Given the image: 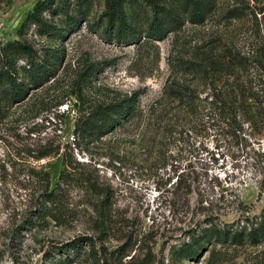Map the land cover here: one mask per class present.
Instances as JSON below:
<instances>
[{
    "label": "rangeland",
    "instance_id": "1",
    "mask_svg": "<svg viewBox=\"0 0 264 264\" xmlns=\"http://www.w3.org/2000/svg\"><path fill=\"white\" fill-rule=\"evenodd\" d=\"M190 1L0 0V56L9 42L38 63L57 53L47 83L10 104L0 98V264H43L54 246L83 237L96 256L83 240L85 254L69 264H264V244L180 250L205 219L234 229L264 214V127L206 116L210 90L237 75L264 89V0H205L202 23L186 14L163 40L109 34L119 18L142 33L155 9ZM40 2L50 32L27 22ZM133 93L127 119L114 110L76 127ZM105 119L115 125L96 127ZM43 206L58 220L29 224Z\"/></svg>",
    "mask_w": 264,
    "mask_h": 264
},
{
    "label": "trees",
    "instance_id": "2",
    "mask_svg": "<svg viewBox=\"0 0 264 264\" xmlns=\"http://www.w3.org/2000/svg\"><path fill=\"white\" fill-rule=\"evenodd\" d=\"M190 3V8L183 7L181 9L177 7L162 8L159 7L153 12V19L150 22L148 28L142 33L137 32L132 26L127 25L118 19V25L110 28L109 34L115 32V37L118 41H133L137 39L139 35L145 34L152 40H163L167 34L177 31L185 22V15L187 14L188 20L193 24H200L204 21L207 15L210 13L205 0H193ZM35 14L29 15L27 18L28 24L34 23L40 27L45 26L44 32H50L51 26L44 25L41 20L40 12L44 9H50L49 6L44 5L43 2L38 3ZM110 10L112 14H116L115 6L111 5ZM112 23V17L110 19ZM24 27V25H22ZM137 33V34H136ZM139 34V35H138ZM21 57V58H20ZM25 59V67L17 68L16 64L18 60ZM48 61L44 64L38 63L35 60V54L33 50L25 44L18 42H9L3 49V53L0 56V98L5 104H10L16 100H21L28 88H38L47 83L52 77L57 62V53L54 52L48 57ZM233 84V85H232ZM231 85H227L224 88L213 87L210 93L207 95L210 98V102L207 103L208 119H211L212 115H217L223 120V124L227 123L229 127L234 128L239 125V118L243 117V121L250 123L252 126L259 129L264 127V89L259 90L255 86L247 85L241 77L237 75L235 82ZM138 93H133L130 98L125 102V106L112 105L97 108L93 113L89 114L85 120L76 123V127L80 126L83 130L87 129L88 125L93 119L103 120L106 114L110 111H116V119H127L131 116L137 108ZM1 108V107H0ZM117 122V121H116ZM115 122L105 119L103 125H97L99 129L104 126L112 128ZM226 125V124H225ZM66 166V164H65ZM45 201L53 204V207L57 205L60 200L58 196L52 197L51 194H44ZM47 197V198H46ZM49 209V208H48ZM47 208L38 209L34 215V219L29 220V224H38L39 221L44 220L46 216H49L53 221H57L58 218L53 214L54 211L48 212ZM211 219H205V223L208 226L201 229L200 236L192 235V241L184 245L180 250L182 253L194 257L197 255V251L203 247V243H211V245L217 244H236L242 245L247 242L250 245L264 244V214L260 215L258 222L247 223V226L241 228L231 229L230 227H220L210 221ZM87 243V247L91 249V255L96 256L94 243L90 237H83L73 240L69 243L61 246H54L53 253L50 256H46L43 264H54L58 261H54L55 256L59 257L61 264H69L74 262L81 254H85L82 250L80 243L82 241ZM94 251V252H93ZM61 255H65L61 258ZM71 256V258H68ZM50 262V263H49Z\"/></svg>",
    "mask_w": 264,
    "mask_h": 264
}]
</instances>
